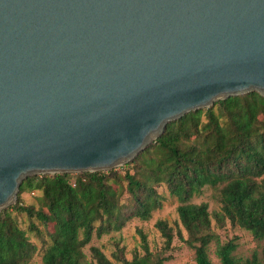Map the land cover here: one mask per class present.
<instances>
[{
	"label": "water",
	"instance_id": "obj_1",
	"mask_svg": "<svg viewBox=\"0 0 264 264\" xmlns=\"http://www.w3.org/2000/svg\"><path fill=\"white\" fill-rule=\"evenodd\" d=\"M252 91L264 0H0V211L28 177L117 169Z\"/></svg>",
	"mask_w": 264,
	"mask_h": 264
},
{
	"label": "trees",
	"instance_id": "obj_2",
	"mask_svg": "<svg viewBox=\"0 0 264 264\" xmlns=\"http://www.w3.org/2000/svg\"><path fill=\"white\" fill-rule=\"evenodd\" d=\"M125 166L24 179L17 202L0 211V264H29L37 253V246L19 226L17 214H25L29 231L46 240L41 264H114L97 247L91 248L93 258L88 260L84 248L94 234L101 238L121 231L135 218L150 220L163 207L164 197L157 190L161 185L179 201L177 212L187 239L181 231L178 236L195 250V264H212L209 248L213 242L221 264H264V249L261 256L237 258V238L222 243L212 230L208 204L191 202L205 187L217 190L218 224L228 220L264 240V96L260 93L231 96L169 122ZM37 191L42 193L39 208L20 198ZM156 228L170 247L172 227L159 220ZM140 235L145 254L118 262L164 264L167 258L152 253L146 236Z\"/></svg>",
	"mask_w": 264,
	"mask_h": 264
},
{
	"label": "rangeland",
	"instance_id": "obj_3",
	"mask_svg": "<svg viewBox=\"0 0 264 264\" xmlns=\"http://www.w3.org/2000/svg\"><path fill=\"white\" fill-rule=\"evenodd\" d=\"M126 165V164H125ZM118 167V170L124 169L126 166ZM77 174V173H73ZM264 179V176H263ZM158 192L164 197L163 207L152 214L148 221L140 219L131 220L121 231L104 235L98 238L95 234L89 245L84 248V252L88 260H92V247L99 248L114 264H120L119 259L132 260L136 255H144L142 232L148 242L149 250L156 254L166 257L164 264H195V250L178 236V231H181L184 239H187V233L183 229L177 208L179 201L172 197L165 185L157 188ZM42 193L40 191L21 194L20 198L26 205H33L36 208L40 206ZM18 200V196L16 202ZM15 202V203H16ZM195 204L207 203L212 221V230L220 237V241L225 243L233 238H237L238 248L235 256L240 259L251 258L254 253L261 256L264 249V240H257L253 235L237 226L232 225L226 220L223 225H219L216 221V214L221 212V202L219 192L211 187H205L203 191L193 197L192 201ZM19 226L27 232L30 241L37 246V253L29 264H41L42 256L47 248L46 240L38 238L33 232L29 231L30 220L25 214H17ZM159 220H165L172 227L174 239L170 247L166 245L165 239L160 231L156 228V223ZM37 222V221H36ZM37 224L41 227L39 222ZM42 230H44L41 227ZM49 230H54L53 220L49 223ZM217 244L213 242L209 248V255L212 264H221L216 255Z\"/></svg>",
	"mask_w": 264,
	"mask_h": 264
}]
</instances>
